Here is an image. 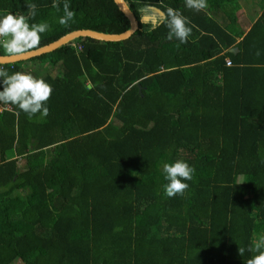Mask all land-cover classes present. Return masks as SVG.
<instances>
[{
    "label": "trees",
    "instance_id": "16d2710c",
    "mask_svg": "<svg viewBox=\"0 0 264 264\" xmlns=\"http://www.w3.org/2000/svg\"><path fill=\"white\" fill-rule=\"evenodd\" d=\"M124 1L138 22L127 37L77 35L0 63L10 75L25 60L52 67L38 77L52 88L47 117L0 108V264H246L257 254L247 249L264 236V0H243L245 32L240 0L199 12L185 0ZM65 2L74 18L60 24ZM28 4L29 24L48 25L38 46L76 28L128 27L113 0H0V18L28 17ZM169 7L192 28L185 44L167 39L165 22L153 28ZM176 160L194 173L169 198L163 165Z\"/></svg>",
    "mask_w": 264,
    "mask_h": 264
},
{
    "label": "clouds",
    "instance_id": "9594fccd",
    "mask_svg": "<svg viewBox=\"0 0 264 264\" xmlns=\"http://www.w3.org/2000/svg\"><path fill=\"white\" fill-rule=\"evenodd\" d=\"M187 8L197 12L207 8V0H185ZM36 5L28 4V17L25 15H13L11 13L0 18V46L5 53L11 56H19L29 50L35 49L41 39V33L48 29L46 23L29 24V17L36 15ZM53 7L59 11V5L54 3ZM64 15L60 17V24H67L74 18V13L70 10V5L63 4ZM165 22L168 28V40L175 38L181 44L188 42L192 28L188 26L187 19L177 10L169 7L166 10L163 21H158L153 28L158 27L159 23ZM0 106L15 105L25 113L28 118L36 116L47 117L49 109L45 106L49 100L52 88L43 79L35 78L31 74L16 71L9 74L7 70L0 68ZM19 115V112L16 113ZM164 178L167 183L164 185V193L171 198L177 194L182 195L188 188V181L193 178L194 168L183 160H176L163 165ZM246 249L239 247L238 253L242 257ZM247 251L257 253L246 261V264H264V236L255 241Z\"/></svg>",
    "mask_w": 264,
    "mask_h": 264
},
{
    "label": "water",
    "instance_id": "95a60500",
    "mask_svg": "<svg viewBox=\"0 0 264 264\" xmlns=\"http://www.w3.org/2000/svg\"><path fill=\"white\" fill-rule=\"evenodd\" d=\"M117 8L125 15L128 20V27L119 32H103L99 30H93L90 28H76L70 31L63 33L62 35L58 36L57 38L36 47L35 49L29 50L26 53L19 55V56H11L6 54L0 53V63L4 62H12L20 59H25L33 55L40 54L42 52L48 51L59 44L66 42L69 39H72L74 36L77 35H87L93 38L101 39V40H119L127 37L131 32H133L137 26L138 22L135 18L132 11L127 6L124 0H113Z\"/></svg>",
    "mask_w": 264,
    "mask_h": 264
},
{
    "label": "crops",
    "instance_id": "0c3cea01",
    "mask_svg": "<svg viewBox=\"0 0 264 264\" xmlns=\"http://www.w3.org/2000/svg\"><path fill=\"white\" fill-rule=\"evenodd\" d=\"M242 8V6H241ZM251 12H252V9H251ZM247 13H250L249 11H246L243 13V19H246L248 20V23L246 25H244V28L242 30V32H245L246 28L249 26L250 22L249 21V16L247 15ZM240 19H237V23L236 24H231V27L233 28V26L237 27V25H240L242 26ZM235 50V49H234ZM21 69H20V72H23V73H26V74H31L33 75L35 78H38L40 77L42 74H44L45 72L47 71H50L49 69H51L52 67L51 66H48L46 63H39L38 62H32L30 60H25L21 63ZM48 67V68H47ZM51 72V71H50ZM55 73V72H53Z\"/></svg>",
    "mask_w": 264,
    "mask_h": 264
},
{
    "label": "rangeland",
    "instance_id": "374dc122",
    "mask_svg": "<svg viewBox=\"0 0 264 264\" xmlns=\"http://www.w3.org/2000/svg\"><path fill=\"white\" fill-rule=\"evenodd\" d=\"M240 2H242L243 3V0H240ZM243 5V6H242ZM241 6H242V8H241V11L244 13V12H246V9H247V7H246V5L243 3ZM254 6L252 5V8H253ZM249 10H250V8H249ZM155 13H156V11H155V9H154V12L152 13V15H153V17L155 16ZM144 18H146V16H144ZM154 19H155V17H154ZM231 27V25H227V28H230ZM2 50H4V49H2ZM48 68V67H47ZM56 69V68H55ZM54 68H53V70H55Z\"/></svg>",
    "mask_w": 264,
    "mask_h": 264
},
{
    "label": "built area",
    "instance_id": "2783aa9c",
    "mask_svg": "<svg viewBox=\"0 0 264 264\" xmlns=\"http://www.w3.org/2000/svg\"><path fill=\"white\" fill-rule=\"evenodd\" d=\"M230 61H229V59L228 58H225V63L226 64H228ZM5 107H9L8 105H4ZM0 108H1V106H0Z\"/></svg>",
    "mask_w": 264,
    "mask_h": 264
}]
</instances>
